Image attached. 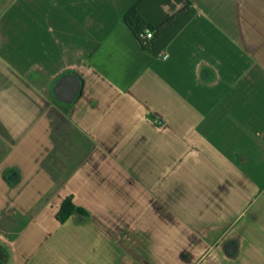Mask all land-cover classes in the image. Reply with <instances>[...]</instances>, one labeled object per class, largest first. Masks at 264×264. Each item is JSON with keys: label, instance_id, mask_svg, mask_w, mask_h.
<instances>
[{"label": "crops", "instance_id": "obj_1", "mask_svg": "<svg viewBox=\"0 0 264 264\" xmlns=\"http://www.w3.org/2000/svg\"><path fill=\"white\" fill-rule=\"evenodd\" d=\"M133 7L168 22L149 50ZM70 196L90 217L61 224ZM151 215L170 235L144 248ZM4 248L23 264H264V0H0Z\"/></svg>", "mask_w": 264, "mask_h": 264}, {"label": "trees", "instance_id": "obj_2", "mask_svg": "<svg viewBox=\"0 0 264 264\" xmlns=\"http://www.w3.org/2000/svg\"><path fill=\"white\" fill-rule=\"evenodd\" d=\"M124 21L129 30L132 32V34L139 41L142 49L144 50H149L155 44V42L161 37L164 27L168 24L167 22L158 27L147 25L138 13L136 7H133L126 14ZM148 31L154 33L153 39L151 40L146 38V34ZM75 215H79L84 218L90 217V214L86 210L79 208L75 205L72 196L67 197L62 202L60 209L57 213V221L61 224H64L67 220H69Z\"/></svg>", "mask_w": 264, "mask_h": 264}, {"label": "rangeland", "instance_id": "obj_3", "mask_svg": "<svg viewBox=\"0 0 264 264\" xmlns=\"http://www.w3.org/2000/svg\"><path fill=\"white\" fill-rule=\"evenodd\" d=\"M156 219H159L160 223L156 222ZM146 220H144V223L142 224L143 226H141V227H142L143 231L145 233H149V235L144 236L143 240L138 242V243H140V246L141 245H142V247L145 246L144 248H147L148 246L150 248L151 247L156 248L157 245L160 247V246L164 245L165 243H168L167 239L169 238L170 232L168 231L169 224H168L167 217L163 218L160 216L151 215V217L148 220V223L150 222L151 224L146 223ZM153 220H154V222H153ZM147 229H149V230H147ZM123 230H124V232H121L118 228L116 230H113V233L119 234V235L120 234L121 235L127 234V229H123ZM154 230L156 233H159V237H162L164 242L162 240L153 239ZM157 239H159V238H157ZM4 250L0 249V264H23L19 261L18 255L16 253L12 252V249L4 248ZM139 253L143 254L144 263H146L147 261H151L150 257H149V251L147 249H142L139 251ZM28 262H29V260H27L25 264H28Z\"/></svg>", "mask_w": 264, "mask_h": 264}, {"label": "water", "instance_id": "obj_4", "mask_svg": "<svg viewBox=\"0 0 264 264\" xmlns=\"http://www.w3.org/2000/svg\"><path fill=\"white\" fill-rule=\"evenodd\" d=\"M82 91L81 80L72 74L66 75L55 86L57 100L63 104H73Z\"/></svg>", "mask_w": 264, "mask_h": 264}, {"label": "built area", "instance_id": "obj_5", "mask_svg": "<svg viewBox=\"0 0 264 264\" xmlns=\"http://www.w3.org/2000/svg\"><path fill=\"white\" fill-rule=\"evenodd\" d=\"M153 36H154V33L151 32V31H148L147 34H146V38L149 39V40L153 39Z\"/></svg>", "mask_w": 264, "mask_h": 264}]
</instances>
